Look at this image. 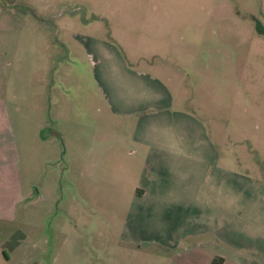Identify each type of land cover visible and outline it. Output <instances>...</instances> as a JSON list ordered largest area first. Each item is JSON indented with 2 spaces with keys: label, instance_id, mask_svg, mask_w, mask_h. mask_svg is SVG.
I'll list each match as a JSON object with an SVG mask.
<instances>
[{
  "label": "rangeland",
  "instance_id": "1",
  "mask_svg": "<svg viewBox=\"0 0 264 264\" xmlns=\"http://www.w3.org/2000/svg\"><path fill=\"white\" fill-rule=\"evenodd\" d=\"M253 21L264 27V0H0V264H201L196 252L126 241L140 158H121L117 140L134 132L107 109L108 92L124 89L116 58L140 56L150 27L189 60L184 105L219 161L264 189V38ZM255 243L245 264H264Z\"/></svg>",
  "mask_w": 264,
  "mask_h": 264
},
{
  "label": "crops",
  "instance_id": "2",
  "mask_svg": "<svg viewBox=\"0 0 264 264\" xmlns=\"http://www.w3.org/2000/svg\"><path fill=\"white\" fill-rule=\"evenodd\" d=\"M146 28L137 39L141 50L135 46L141 55L132 62L116 58L125 71L124 89L108 92L107 109L124 116V127L134 132L117 140L121 158H140L133 175L130 170L124 237L173 248L175 256L196 252L201 264H245L242 252L256 250L257 240L264 243V189L227 155L219 161L203 123L184 105V88L190 89L182 66L189 60L154 42ZM0 254L7 259L2 247Z\"/></svg>",
  "mask_w": 264,
  "mask_h": 264
},
{
  "label": "trees",
  "instance_id": "3",
  "mask_svg": "<svg viewBox=\"0 0 264 264\" xmlns=\"http://www.w3.org/2000/svg\"><path fill=\"white\" fill-rule=\"evenodd\" d=\"M252 29L256 34L261 35L264 38V27L257 21H253Z\"/></svg>",
  "mask_w": 264,
  "mask_h": 264
},
{
  "label": "flooded vegetation",
  "instance_id": "4",
  "mask_svg": "<svg viewBox=\"0 0 264 264\" xmlns=\"http://www.w3.org/2000/svg\"><path fill=\"white\" fill-rule=\"evenodd\" d=\"M5 1H6V4H7L9 0H5ZM7 12H8V13H10V12H11V10H8Z\"/></svg>",
  "mask_w": 264,
  "mask_h": 264
}]
</instances>
